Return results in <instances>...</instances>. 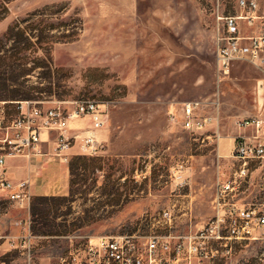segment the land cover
<instances>
[{
    "label": "rangeland",
    "instance_id": "obj_1",
    "mask_svg": "<svg viewBox=\"0 0 264 264\" xmlns=\"http://www.w3.org/2000/svg\"><path fill=\"white\" fill-rule=\"evenodd\" d=\"M227 2L221 0L223 6ZM217 4H8L0 38L15 22L27 26L30 22L24 21L35 14L32 24L38 29L27 35L42 41L35 55L45 63L16 88L21 93L2 92L0 101L28 100L48 107L96 100L106 103L107 123L99 133L96 156L84 155L80 141L73 142L70 161L63 163L70 176L68 195L32 197L27 209L0 189V264H63L81 255L93 236L187 232L191 221L200 225L213 216L218 174L233 173L231 143L239 135L235 121L259 115L257 85L264 77L245 62L237 63L226 78L218 75ZM217 96L224 137L220 147L212 131L192 134L171 122L169 114L181 103ZM53 148V143L44 144L42 152L52 156ZM257 163L260 168L242 187L241 197L264 215V160ZM176 175L183 176V187L177 186ZM165 211L171 212L172 223L165 220ZM29 234L31 254L25 243ZM256 236L232 242L230 253L216 264H264V227Z\"/></svg>",
    "mask_w": 264,
    "mask_h": 264
},
{
    "label": "built area",
    "instance_id": "obj_2",
    "mask_svg": "<svg viewBox=\"0 0 264 264\" xmlns=\"http://www.w3.org/2000/svg\"><path fill=\"white\" fill-rule=\"evenodd\" d=\"M239 14H225L218 0L215 25L216 68L226 78L237 61L252 64L264 75V9L260 0H237ZM240 21L250 27L252 35H244ZM247 41V43H244ZM264 86V77L258 87ZM259 115L235 121L239 131L252 129L253 135L239 134L232 147L233 173L219 172L213 199V216L200 225L189 224L187 232L168 234H122L90 237L81 255L63 264H216L232 249V242L256 239V231L264 227V215L241 197L242 187L250 183L252 165L264 160V109ZM171 122L189 133L212 131L218 147L221 134V101L190 100L170 114ZM82 126H73L75 121ZM107 123L106 103L78 100L66 106L56 102L43 107L28 100L0 101V189L27 209L31 208L30 179L13 182L8 175V158L43 154L44 137L50 142L54 134L52 157L69 163L73 142L80 141L84 155L94 157L100 149L99 133ZM74 131V132H73ZM182 175H176L177 186H184ZM172 223L171 212L163 214ZM32 235L27 236L31 254Z\"/></svg>",
    "mask_w": 264,
    "mask_h": 264
},
{
    "label": "crops",
    "instance_id": "obj_3",
    "mask_svg": "<svg viewBox=\"0 0 264 264\" xmlns=\"http://www.w3.org/2000/svg\"><path fill=\"white\" fill-rule=\"evenodd\" d=\"M227 1V5L223 6V4H221L222 12H224L225 14H239L240 9L237 6V0ZM260 4L262 12L264 9V0H260ZM226 9L229 10L228 13H226ZM258 25L259 24L256 23L254 27H250L246 21H240L241 31L244 35L254 34L258 29ZM244 43H247V41H244ZM240 62L250 64L246 61H237L235 62L234 66ZM257 93L259 99L256 109L257 111H259L261 108L264 109V97H262L264 95V86H261L260 88L257 85ZM82 124L83 122L80 120L72 123L73 126H82ZM239 134L250 135L247 130L239 131ZM237 136L238 135L233 137V139L235 140ZM223 138L224 137H222V139ZM46 140L47 137L45 136L44 141L40 145L41 149L44 144L52 143V141L54 140V134L50 135V142ZM231 145H234V142L233 144L231 143ZM257 164L258 163H254L252 165V175L255 174V172H257L260 168L257 167ZM7 168L9 178L13 182H19L28 178L30 179L29 192L31 197H55L57 195L65 196L69 194L70 176L68 173V169L64 167V164L61 163L57 158L50 156V154L43 152V154L33 155L30 160H27L24 157L8 158Z\"/></svg>",
    "mask_w": 264,
    "mask_h": 264
},
{
    "label": "trees",
    "instance_id": "obj_4",
    "mask_svg": "<svg viewBox=\"0 0 264 264\" xmlns=\"http://www.w3.org/2000/svg\"><path fill=\"white\" fill-rule=\"evenodd\" d=\"M11 1L0 0V21L7 16L9 12L8 4ZM34 16L36 15H30L24 21L30 22L25 27H22L20 22H15L3 37L0 38V93L6 91L21 93L16 88L25 86L28 75L36 68L42 67L43 61L45 63V58L43 59L42 56L35 55L42 49V41L38 39L33 42L31 40L32 35H27L29 31L38 29L32 24ZM3 51L5 53L2 54ZM28 51H31V53H28ZM49 68L51 71L52 68ZM96 169L100 170L98 167ZM39 198L43 199L44 197Z\"/></svg>",
    "mask_w": 264,
    "mask_h": 264
}]
</instances>
